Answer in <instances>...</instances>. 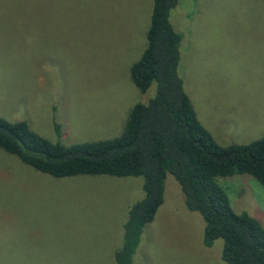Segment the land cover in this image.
I'll return each instance as SVG.
<instances>
[{"label": "rangeland", "instance_id": "1", "mask_svg": "<svg viewBox=\"0 0 264 264\" xmlns=\"http://www.w3.org/2000/svg\"><path fill=\"white\" fill-rule=\"evenodd\" d=\"M152 0H0V116L62 144L110 139L145 103L129 66L145 46ZM178 75L194 112L221 144L264 136V0H178ZM59 126V137L54 124ZM235 211L264 229V186L216 177ZM140 176L39 173L0 150V264H114ZM202 220L169 174L133 264H226L221 240L201 244Z\"/></svg>", "mask_w": 264, "mask_h": 264}, {"label": "trees", "instance_id": "2", "mask_svg": "<svg viewBox=\"0 0 264 264\" xmlns=\"http://www.w3.org/2000/svg\"><path fill=\"white\" fill-rule=\"evenodd\" d=\"M177 1L152 0L145 46L128 74L138 91L152 82L155 91L147 102L130 107L118 136L62 144L37 134L23 120L0 116V150L54 178L140 176L143 195L128 206L114 264H133L140 235L162 203L167 174L176 181L185 208L200 216L203 246L220 239L226 264H264L263 227L247 212L235 211L215 180L240 174L264 186V136L221 144L199 122L177 72L181 34L168 21ZM58 129L55 123L57 138Z\"/></svg>", "mask_w": 264, "mask_h": 264}]
</instances>
